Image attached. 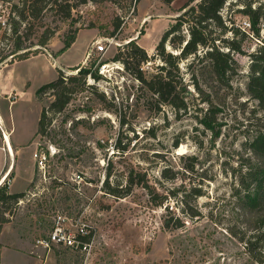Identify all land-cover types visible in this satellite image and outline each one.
Returning <instances> with one entry per match:
<instances>
[{
  "label": "rangeland",
  "instance_id": "obj_1",
  "mask_svg": "<svg viewBox=\"0 0 264 264\" xmlns=\"http://www.w3.org/2000/svg\"><path fill=\"white\" fill-rule=\"evenodd\" d=\"M187 1L167 4L164 0H138L130 4L129 0H121L120 6L111 1H90L76 6L74 23L60 19L48 5L37 17L29 18L30 38L23 46L32 45L31 49L40 48L41 52L0 64V87L13 85L17 93L24 92L20 97L0 93V112L7 129L13 126L11 138L15 150L10 149L11 144L3 137L6 128L0 122V180L10 171L0 187L12 193L24 191L16 205H8L10 221L0 237L4 244L2 264H264L256 261L244 242L231 232L240 223L236 193L246 156L243 143L255 129L251 123L258 108L257 100L249 98L245 87L252 53L264 45V18L260 38L251 31L248 36L238 37L242 40V51L234 55L239 73L233 85L241 96L239 103L228 98L221 106L218 113L221 133L214 140L211 130L200 122L198 109L207 104L200 103L199 93L193 87L191 97L195 101L190 100L186 112H177L167 105L153 112L143 100L137 103L139 82L124 70L121 62L113 61L119 45L136 37L150 55L155 54L156 45L176 22L183 12L177 11ZM252 1L264 5V0ZM16 3L23 7V0H0V13L8 20L17 18L12 10ZM243 3L226 2L221 13L229 25L243 29L247 17L241 11ZM118 19L121 25L111 35ZM70 29L78 31L76 39L60 52ZM141 29L144 34L138 38ZM48 30L54 31V35L45 49L37 43ZM183 31L188 35L187 24ZM226 36L234 37V33L228 32ZM105 38L112 39L106 43L107 51L93 52L83 64L98 68L101 77L88 78L96 92L94 88H86L76 93L68 108L54 117L49 133L43 137L36 135L43 105L54 98L48 92L40 101L36 91L56 79L61 69H66L65 75L77 73L79 69L68 68L83 61L94 40ZM14 39L11 32L0 27V55L14 48ZM158 63L160 59L149 62L145 68L153 71ZM99 94L105 95L106 102L98 98ZM121 119L127 122L123 124ZM152 132L156 135H151ZM178 139L180 143L175 147ZM18 144L20 151L16 152ZM51 146L55 152L46 168L40 169L34 153L48 147L52 151ZM181 154L199 159L196 165L199 173L193 179L202 187L203 195L193 202L201 216L190 218L183 214L178 199L168 202L170 210L174 207L172 213L165 206H153L141 187L124 198H117L102 187L109 172L111 184L117 181L124 184L126 175L135 168L145 171L149 183L157 185L160 191L172 188L184 180H162L163 185L159 184L161 169L166 165L182 169L178 158ZM54 178L69 180L76 188L55 187ZM32 181L34 185L30 186ZM173 213L185 220L184 228L166 226V221L172 223ZM59 214L70 219L73 234L80 228L75 220L87 224L88 231L93 233L89 251L53 243L44 248L38 244V239L48 237Z\"/></svg>",
  "mask_w": 264,
  "mask_h": 264
},
{
  "label": "trees",
  "instance_id": "obj_2",
  "mask_svg": "<svg viewBox=\"0 0 264 264\" xmlns=\"http://www.w3.org/2000/svg\"><path fill=\"white\" fill-rule=\"evenodd\" d=\"M1 1L10 2V0ZM90 1H111L121 5V0H23V7H19L17 3L13 4L12 10L17 13V18L10 17L8 21L9 32L15 36L14 48L0 55V64L6 60L11 63L41 52L40 48L31 49L32 45L23 46L24 41L30 38L31 24L27 25L30 22L29 18L37 17L49 5L60 19L74 23L76 19L73 11L76 6ZM135 1L138 0H129V3H135ZM164 1L171 4L175 0ZM195 1L188 0L177 11L183 12L164 32L156 45L155 54L150 55L148 50L138 43L136 37L131 38L124 45H119L120 50L114 55L113 61L121 62L124 70L139 82L137 103L143 100L144 105L153 112L161 111L165 105L177 112H186L190 100L195 101V98L191 97L193 92L190 87H193L199 93L200 103L207 104L206 107L202 106L198 109L201 115L200 122L211 130L214 140L221 133L218 113L228 98L232 102L239 103L238 98L241 96L240 93L235 92L233 85V80L239 73V63L234 55L242 51V40L238 37L239 35L248 36L249 31L254 36L261 37L264 5L261 3L256 5L252 0H242L244 3L241 11L249 17L251 22L250 28L245 30L229 25L223 17L221 11L228 0ZM38 2L41 4L38 5ZM185 24L188 25V35L183 31ZM120 25L119 19L114 21V30L110 34H116ZM69 31L67 37L63 39L60 52L69 48L76 39L78 31L75 29ZM47 32L38 39L37 44L43 48L48 45L49 39L54 35V31ZM228 32L234 33V37L226 36ZM139 33L138 38L144 34L143 29ZM158 59L161 63H158L153 71L145 68L149 62H156ZM183 63L187 64L185 68ZM69 69L79 70L75 74L66 73L65 75L61 69L56 79L43 84L36 91V98L40 101L45 99L44 96L48 92L54 96L48 104L43 105L36 135L43 137L49 133L54 117L68 108L76 93L86 88H94L96 92L95 86L88 83V78L97 80L101 77L97 67L92 69L85 65H77ZM245 89L249 98L257 100L258 108L254 110L253 123H251L255 129L243 143L247 157L245 156V162L242 164L243 170L236 193L240 223L235 228H231V232L244 242L245 248L256 261L264 263V45L252 53ZM98 98L106 102L105 95L99 94ZM259 111L262 112L258 115ZM125 122H127L126 119H121V123ZM151 135L156 134L152 132ZM179 143L178 139L174 146L177 147ZM178 158L181 160L182 169L174 165H166L162 167L161 179L158 181L163 185V181L184 180L172 188L160 191L157 185L149 183L145 171H136L135 168H131L126 175L124 184L119 181L111 184L109 181L111 172H109L102 187L105 192L117 198L130 196L136 187H141L148 195V203L153 206H165L169 213H172L174 207L170 210L168 202L178 199L177 203L180 202L183 214L190 218L201 216L200 209L193 202L203 195L202 187L193 179L199 173L196 169L198 156L181 154ZM53 182L55 187L63 185H68L72 189L75 187L66 179L54 178ZM33 185L34 181L30 186ZM23 195L24 191L12 193L7 191L6 187H0V233L4 224L10 221L7 216L8 205H16ZM170 220L171 224L166 221V226L170 229L185 227V220L180 214L173 213ZM91 235L92 233L82 236V239L90 241ZM2 248L3 243L0 241V264Z\"/></svg>",
  "mask_w": 264,
  "mask_h": 264
},
{
  "label": "built area",
  "instance_id": "obj_3",
  "mask_svg": "<svg viewBox=\"0 0 264 264\" xmlns=\"http://www.w3.org/2000/svg\"><path fill=\"white\" fill-rule=\"evenodd\" d=\"M250 26H251V22H250L249 17L247 16L246 19L244 20L243 29H246V28L249 29ZM0 27L3 28L4 30H7L8 32L10 31L9 21L1 13H0ZM107 42L111 43L112 39L105 38L103 40H94L92 42V45L89 47L86 61L89 59L90 55L93 52L104 53L105 51H107L108 49V46L106 44ZM50 148L52 149V151L48 147V150L43 151L42 149H38L34 153V158L40 169L46 168L47 162L49 161L51 154L55 152L54 147L51 146ZM9 174H10V171H8L5 176H2L0 181L3 182L4 180H6V178L9 177ZM77 178L82 179V175L77 174ZM69 222H70V219H68L66 216L61 215V214L57 215V217H55L54 219V226L51 232L49 233L48 237L38 239V244L44 248H49L50 244L53 243L56 245H63V246L70 247L72 249H76V250L83 251V252L89 251L92 245V237H93L92 231H88L87 224L84 223L81 219H78V220H75V223L78 226L80 225V228L77 234H73V232L71 231V227H70V225L72 224H69ZM91 233L92 235H91L90 241H84L82 239V236H85ZM43 264H48V263H43Z\"/></svg>",
  "mask_w": 264,
  "mask_h": 264
},
{
  "label": "crops",
  "instance_id": "obj_4",
  "mask_svg": "<svg viewBox=\"0 0 264 264\" xmlns=\"http://www.w3.org/2000/svg\"><path fill=\"white\" fill-rule=\"evenodd\" d=\"M175 1H176V0H175ZM173 2H174V1H173ZM173 2H172L171 4H173ZM73 43H74V42H73ZM88 50H89V48H88ZM88 50H87V53H88ZM87 53H86V56L84 57L83 61L79 62L78 64L71 65V66L74 67V66H77V65H83V64L86 62V59H87ZM33 55H34V54H33ZM33 55H31V56H33ZM31 56H29V57H31ZM69 68H71V67H69ZM69 68H68V69H69ZM63 70H66V69H63ZM0 93H1V94H4V95H7V96L12 95V97H20L22 94H24V92L17 93L13 85H11L9 88H5V87L1 88V87H0ZM8 94H10V95H8ZM22 96H23V95H22ZM1 121H2V124H4V126H5V128H6V131L3 132V137L5 138V140L8 139L7 141H9V143L11 144V145H10V149H12L13 151H15V150H14V145H13V140H12V138H11V132H12V130H13V126H12L10 129H7L6 124H5V121H4V118H3V115H2V113L0 112V122H1ZM18 146H19V147H18V149L16 150V152L20 151V146H21V145L18 144ZM10 182L12 183V179H11ZM5 225H6V223L4 224V226H5ZM4 226H3V228H4ZM3 228H2V231H3ZM2 231H1V233H0V237H1ZM1 242H2V241H1ZM2 243H3V242H2ZM3 248H4V244H3ZM3 248H2V250H3ZM1 260H2V253H1ZM1 264H2V261H1Z\"/></svg>",
  "mask_w": 264,
  "mask_h": 264
},
{
  "label": "bare ground",
  "instance_id": "obj_5",
  "mask_svg": "<svg viewBox=\"0 0 264 264\" xmlns=\"http://www.w3.org/2000/svg\"><path fill=\"white\" fill-rule=\"evenodd\" d=\"M2 122V121H1ZM7 143H9V141H7ZM1 182V181H0Z\"/></svg>",
  "mask_w": 264,
  "mask_h": 264
}]
</instances>
